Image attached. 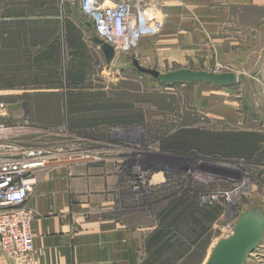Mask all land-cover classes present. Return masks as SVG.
I'll return each mask as SVG.
<instances>
[{
  "label": "rangeland",
  "instance_id": "rangeland-1",
  "mask_svg": "<svg viewBox=\"0 0 264 264\" xmlns=\"http://www.w3.org/2000/svg\"><path fill=\"white\" fill-rule=\"evenodd\" d=\"M226 2L231 24L223 34L244 37L246 21L259 11L231 0L208 4L221 9ZM142 3L158 5L159 19L151 20L156 33L108 61L81 0H0V126L11 128L0 144L15 146L4 150L9 153L35 145L76 157L53 166L109 164L116 202L146 215L150 244L159 233L164 242L169 238L160 257L150 246L153 261L204 264L242 212L264 205V135L248 131L259 120L243 96L244 81L253 82L245 72L259 66L263 48L243 46L244 58L236 61L200 50L190 35L169 33L175 23L165 16L166 0ZM134 59L162 73L236 71L238 83L163 84ZM245 264H264V238Z\"/></svg>",
  "mask_w": 264,
  "mask_h": 264
},
{
  "label": "crops",
  "instance_id": "crops-1",
  "mask_svg": "<svg viewBox=\"0 0 264 264\" xmlns=\"http://www.w3.org/2000/svg\"><path fill=\"white\" fill-rule=\"evenodd\" d=\"M166 1L165 16L175 23L169 33L190 35L201 46L200 50L232 55L236 61L238 57L244 58L243 46H262L263 52L259 48L261 54L257 60L259 66L254 65L245 72V80L253 82L244 81L243 96L259 120L257 128L248 131L264 135V0H231L232 6L253 7L259 11L246 21L244 37L223 34L231 24V6L227 2L218 9L212 8L209 0ZM237 145L240 148L241 143ZM39 173L41 181L27 200L35 215L34 252L28 261L20 262L0 254V264H145L152 258V254L148 255L152 245L157 250L165 243L161 240L150 244L146 215L137 217L142 211L131 212L116 202L117 178L109 164L77 161L50 165ZM157 260L163 259L157 257Z\"/></svg>",
  "mask_w": 264,
  "mask_h": 264
},
{
  "label": "built area",
  "instance_id": "built-area-1",
  "mask_svg": "<svg viewBox=\"0 0 264 264\" xmlns=\"http://www.w3.org/2000/svg\"><path fill=\"white\" fill-rule=\"evenodd\" d=\"M149 9H145L142 0H81V11L92 20L93 35L110 43L115 53L132 47L128 39L136 29H140L136 33L138 41L142 36L156 33L151 20L159 19L156 12H160ZM142 22L151 25L152 33L141 29ZM2 128L9 129L3 124ZM5 143L2 141L0 144V150L5 147L0 152V254L19 262L28 261L34 252L35 215L27 206V200L40 179L38 174L51 164L65 161L68 157L76 160V157L35 145L9 153L4 150L15 146Z\"/></svg>",
  "mask_w": 264,
  "mask_h": 264
},
{
  "label": "water",
  "instance_id": "water-1",
  "mask_svg": "<svg viewBox=\"0 0 264 264\" xmlns=\"http://www.w3.org/2000/svg\"><path fill=\"white\" fill-rule=\"evenodd\" d=\"M93 40L101 47L108 61L116 56L114 47L110 43L97 36H94ZM134 63L142 73L152 75L163 84L209 82L215 86L223 87L238 83L236 74L229 71L218 73L204 69L178 68V70L162 73L157 69L142 67L137 59H134ZM263 238L264 205L256 204L240 214L233 232L215 244L206 264H245L249 255L257 249Z\"/></svg>",
  "mask_w": 264,
  "mask_h": 264
},
{
  "label": "bare ground",
  "instance_id": "bare-ground-1",
  "mask_svg": "<svg viewBox=\"0 0 264 264\" xmlns=\"http://www.w3.org/2000/svg\"><path fill=\"white\" fill-rule=\"evenodd\" d=\"M155 6V5H154ZM153 6V7H154ZM158 5H156V7L155 8H153V9H157L158 7H157ZM150 24H146L145 22H142L141 23V29L142 30H144V31H147L148 33L149 32H151V31H153V29L149 26ZM140 29H136V31L133 33V35H131V36H129V41H128V43H129V45L130 46H132L133 47V45H138V37H136V33L139 31ZM152 33V32H151ZM141 38V37H140ZM9 130H11V128H9V129H4V128H2V129H0V136H2V135H10L11 133L10 132H8ZM12 131H14V129L12 130ZM5 133V134H4ZM211 255V254H210ZM210 255H209V257H210ZM209 257L207 258V261H208V259H209ZM206 261V262H207ZM206 262L204 263V264H206Z\"/></svg>",
  "mask_w": 264,
  "mask_h": 264
},
{
  "label": "trees",
  "instance_id": "trees-1",
  "mask_svg": "<svg viewBox=\"0 0 264 264\" xmlns=\"http://www.w3.org/2000/svg\"><path fill=\"white\" fill-rule=\"evenodd\" d=\"M169 85V84H168ZM175 85H177V84H175ZM217 217H215V215L213 214V212H211V218L209 219V221L212 223V221H214L215 219H216ZM199 223V222H198ZM200 224V223H199ZM164 237V234H161V233H159V235H156L155 237H154V239H153V241L154 242H159V241H161L162 240V238ZM168 240H169V238H168ZM168 240H166V242L165 243H162L161 245H160V248L159 249H157L156 250V252H157V256L159 255V257L160 256H162L163 255V253L165 252V251H167L168 250ZM153 258H154V255L152 256V260L150 261V262H153V264L155 263V262H158L159 260H157V259H154V261H153ZM148 263V262H147ZM159 264H163V262H159Z\"/></svg>",
  "mask_w": 264,
  "mask_h": 264
}]
</instances>
